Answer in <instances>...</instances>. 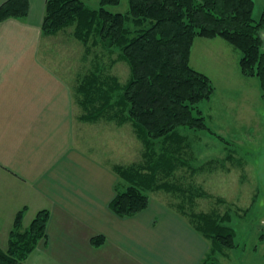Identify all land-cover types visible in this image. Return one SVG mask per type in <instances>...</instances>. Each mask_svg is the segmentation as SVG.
<instances>
[{
  "label": "rangeland",
  "instance_id": "rangeland-1",
  "mask_svg": "<svg viewBox=\"0 0 264 264\" xmlns=\"http://www.w3.org/2000/svg\"><path fill=\"white\" fill-rule=\"evenodd\" d=\"M84 1L92 7H98L100 0ZM254 1L253 16L259 19L264 12V0ZM129 8V0H121L119 5L110 7L114 12L123 13ZM46 36L48 40L43 52L48 57V65L57 73L60 72L63 80L72 87L73 113L74 116L75 113L77 115L72 133L73 155L78 152L80 165L93 175L91 181L104 183L103 190L107 189L105 195L106 198L109 197L110 204L118 192L126 190L130 185L119 169L136 167L142 169L143 173H148L153 160L157 163L163 160L166 165L159 170L161 173L157 182H169L174 186L175 191L144 190L148 195V206L132 217H119L116 214L115 220L112 217L104 219V233L108 235L109 242L100 247L101 253H111L112 245L118 240H133L139 246L143 245L141 249L145 254L147 249L157 247L160 238L159 245L165 247L166 251L172 252L173 245L175 251L179 247L186 250L191 248L193 253H197L196 262L203 263L212 246L210 240L202 236L205 244L200 241L201 246H198V239L194 238V245L190 247L182 235L175 237V228L181 227V217L193 227L190 221L194 214L213 213L222 216L229 213L230 225L236 232V246L218 253V264H264V88L257 77L242 74L239 62L235 60L236 54H231L224 42L226 40L221 37L215 40L197 37L192 46V65L204 70L216 87L213 96L198 105L208 130L180 126L179 134L175 136L177 139H158L154 148L148 150L133 122L125 120L126 114L123 111L118 108L106 109L105 100L93 101L95 97L102 98L109 87L116 88L118 84L124 86L131 79L130 65L122 58L120 49L116 46L111 49L101 45L94 46L92 38L88 41L81 40L75 34V24ZM236 51L237 55H241L239 50ZM90 75L98 78L93 85L88 82V90L82 93L78 89L81 84H86L84 79ZM99 106L104 110L101 114ZM91 107L95 112L88 110ZM91 112L95 116L85 117ZM8 180L0 173V194H7L4 189L9 184ZM29 191V194H16L4 201L0 199L1 234H4L3 217L11 215L15 224L17 213L15 216L16 211L12 210L24 208L20 230L25 231L30 228L41 203H47L46 208L51 206L49 197L39 194L31 198V193L36 191L28 182L23 183L22 193ZM110 210L112 211L111 207ZM59 212L55 214L56 220L53 221L51 233H55L59 227L65 228L64 225L71 226L69 221L73 226H80L81 237L85 230L89 232L85 226L87 223L92 228L98 224L102 231L103 226L98 216L84 221L73 218L66 223V216L58 214ZM167 213L180 215L179 219L166 217ZM148 222L153 226L148 227L151 231L145 225ZM163 227L168 228L171 237H166L162 243ZM10 232L11 230L9 235ZM9 238L8 235L7 238L0 235V246H7ZM41 251L37 249L26 264L58 263V254L44 253L43 256ZM95 253H89L90 258ZM131 254L133 256L128 254L127 260L125 258L121 261L115 252L110 257L105 255V258L112 264L145 263L141 262L144 260L139 256L140 248H136Z\"/></svg>",
  "mask_w": 264,
  "mask_h": 264
},
{
  "label": "trees",
  "instance_id": "trees-1",
  "mask_svg": "<svg viewBox=\"0 0 264 264\" xmlns=\"http://www.w3.org/2000/svg\"><path fill=\"white\" fill-rule=\"evenodd\" d=\"M120 2L100 0L98 7H92L84 0H47L42 29L50 35L75 24V34L81 40L92 38L94 46L120 49L130 65L131 79L124 86L109 87L102 98L93 101L105 100L106 109L123 111L148 150L158 139H177L180 126L208 130L198 105L211 98L216 87L207 74L190 64L197 37H221L229 42L241 53L242 74L257 77L264 88V12L259 19L254 18V0H129L125 13L110 9ZM28 13L29 0H6L0 5V22L23 19ZM90 76L78 89L82 93L88 90V82L93 85L98 78ZM99 108L103 113V107ZM92 116L93 112L85 115ZM153 161L148 173L136 167L119 169L130 184L110 204L119 217L136 215L148 206L144 190L175 191L169 182H157L166 162ZM50 216L48 209L40 210L30 228L23 231V210L19 211L7 247L0 246V264H26L40 242L47 239ZM192 218L190 224L212 245L201 264H218L216 255L236 246L231 215L198 213ZM101 241L103 236L92 238L94 245H101Z\"/></svg>",
  "mask_w": 264,
  "mask_h": 264
},
{
  "label": "crops",
  "instance_id": "crops-1",
  "mask_svg": "<svg viewBox=\"0 0 264 264\" xmlns=\"http://www.w3.org/2000/svg\"><path fill=\"white\" fill-rule=\"evenodd\" d=\"M5 1L0 0V5ZM29 1L30 12L26 19L10 18L0 22V173L9 178V184L4 189L8 195L0 194V199L4 201L7 197H14L16 194H29L30 191L22 193L23 183L28 182L36 191L31 193V198L40 194L51 200L49 208L45 207L47 203H41V208L38 210L39 212L48 209L51 216L47 239L40 242L36 250H42L43 256L44 253L52 255L55 252L58 254V263L37 264H112L105 255L110 257L115 252L120 261L125 258L127 260L128 254L133 256L131 252L136 248H140L139 256L144 260L141 261L145 262L143 264H201L196 262L197 253H193L191 248L186 250L179 247V250L175 251L173 245L172 252L171 250L168 252L165 247L159 245L160 238L157 247L152 250L147 249L145 254L142 250L143 245L139 246L140 244L133 240H118L112 245L111 253H101L100 247L105 243L108 245L109 242L108 235L104 233V219L112 217L115 220L117 215L110 210V199L105 195L107 189L103 190L104 183L91 181L93 175H90L91 171L80 165L78 152L73 155L72 133L77 115L75 113L74 116L73 113L72 87L63 80L60 72L57 73L48 65V57L43 52L48 40V37L42 33L46 0ZM224 42L231 54H236L235 60L238 63L241 55H237L236 49ZM192 59L193 47L191 65ZM192 66L201 72L204 71ZM23 209L16 208L12 211H16L14 213L16 216V213ZM165 209L168 210L166 207ZM57 211H60L58 214L66 216V223L73 218L84 221L98 216L103 226L102 231L98 224L92 228L87 223L85 226L89 232L85 230L81 237L80 226L75 224L73 226L69 221L74 228L64 225L65 228L59 227L55 233H51ZM24 213L25 211L23 216ZM166 215L174 220L180 216L175 213ZM9 217L12 216L2 218L4 234L0 233V235L6 238L14 225V217L6 221ZM181 218L183 222L180 228H175V237L182 235L190 247L194 245V238L198 239V246H201L200 241L205 244L201 239L202 235L185 222L183 217ZM145 225L147 228L153 227L150 222ZM161 229L163 230L161 233L165 234H163V243L171 236L167 227ZM95 236H103L104 242L101 241V245H94L92 238ZM150 246L153 245H148ZM92 251L94 253L98 251V254L96 256L95 253L90 258L89 253Z\"/></svg>",
  "mask_w": 264,
  "mask_h": 264
}]
</instances>
